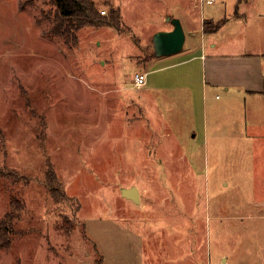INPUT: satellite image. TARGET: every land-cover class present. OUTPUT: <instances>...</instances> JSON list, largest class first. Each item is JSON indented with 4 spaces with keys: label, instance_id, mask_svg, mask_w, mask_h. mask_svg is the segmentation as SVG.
I'll use <instances>...</instances> for the list:
<instances>
[{
    "label": "rangeland",
    "instance_id": "obj_1",
    "mask_svg": "<svg viewBox=\"0 0 264 264\" xmlns=\"http://www.w3.org/2000/svg\"><path fill=\"white\" fill-rule=\"evenodd\" d=\"M89 1L66 39L50 0H0V264H264V99L248 98L221 142L203 141L201 112L195 138L181 114L147 127L132 113L133 74L152 72L166 14L188 9L199 31L201 15L236 14L235 0ZM240 9L247 23L232 25L262 31L235 48L264 71V0Z\"/></svg>",
    "mask_w": 264,
    "mask_h": 264
},
{
    "label": "crops",
    "instance_id": "obj_2",
    "mask_svg": "<svg viewBox=\"0 0 264 264\" xmlns=\"http://www.w3.org/2000/svg\"><path fill=\"white\" fill-rule=\"evenodd\" d=\"M193 1V8H196L197 5L201 8L204 5L201 0ZM250 1L241 0L237 4V0H235L234 12L236 14H225L222 17L201 15L200 32L197 27H194L193 15L188 12V9L187 11L183 10L181 17L177 15L191 39V42L186 46L188 38L185 34L181 53L185 51L186 57L173 59L155 55L144 64V66L151 65L152 72L147 74L145 70H138L146 73V82L142 87L137 88L139 93L136 100L132 99L133 107L136 106L132 112L135 113L133 119L151 127L156 122L164 121V117L166 123H172V120H166V117L172 114H181L182 122L191 128L190 131L193 132L191 137L195 138L197 134L196 121L201 112L204 142H221L222 137L231 136L230 132L236 129L237 120L245 119L246 100L250 98L253 102H258L257 99H264V71L261 55L246 52V43L241 51L235 48L237 36L243 37L246 42L248 41L247 36L251 35L253 31H262L260 28L244 26L236 28L232 25L234 19L242 20V25L247 23L248 13L240 8L241 5L249 4ZM166 16L171 19L176 15L166 14ZM166 19L163 20L166 21ZM205 20L215 23L222 20V23L217 29L205 31L203 28ZM166 23L162 27H157L156 32L172 29V23L167 21ZM196 30L199 32V47L193 46V38L197 35ZM163 57L173 56L164 55ZM190 64L193 66H189ZM179 65L182 67L181 70H176L175 67ZM160 71H166L165 75L149 77L152 73ZM198 71L201 73L200 91L203 104L200 110L197 109L195 101L197 85L194 79ZM146 95L157 101L156 107L147 108L151 102L145 103ZM128 98L131 97L128 96ZM161 99L165 104L163 109L159 106ZM222 131L225 133L222 134Z\"/></svg>",
    "mask_w": 264,
    "mask_h": 264
},
{
    "label": "trees",
    "instance_id": "obj_3",
    "mask_svg": "<svg viewBox=\"0 0 264 264\" xmlns=\"http://www.w3.org/2000/svg\"><path fill=\"white\" fill-rule=\"evenodd\" d=\"M34 1V0H30ZM88 0H50V3H52L56 8L57 16L56 21L58 22V27L64 26L63 19H66L68 27L71 29H62V32L60 30H55L56 33H59V35L65 36L66 39L70 38V32L73 31L72 38H75V31L79 30L81 26L86 24V19L88 18V15L86 14L89 12L92 14L93 10L95 11V6L93 1H89L90 6H87L86 2ZM241 2V0H237V4ZM86 4V6H85ZM71 6L74 7V9H79L80 16L78 14H74L69 9H71ZM85 11H87L85 13ZM74 14V16H73ZM66 17V18H64ZM90 18V17H89ZM222 23L221 21L218 22H212L211 20H205L203 22V28L205 31H212L214 29H217ZM54 174V173H52Z\"/></svg>",
    "mask_w": 264,
    "mask_h": 264
},
{
    "label": "water",
    "instance_id": "obj_4",
    "mask_svg": "<svg viewBox=\"0 0 264 264\" xmlns=\"http://www.w3.org/2000/svg\"><path fill=\"white\" fill-rule=\"evenodd\" d=\"M173 27L170 30H159L153 35V45L156 55H170L182 50L185 41V32L180 19L173 17L170 19ZM125 195L134 201L139 200V193L136 187L125 190Z\"/></svg>",
    "mask_w": 264,
    "mask_h": 264
},
{
    "label": "built area",
    "instance_id": "obj_5",
    "mask_svg": "<svg viewBox=\"0 0 264 264\" xmlns=\"http://www.w3.org/2000/svg\"><path fill=\"white\" fill-rule=\"evenodd\" d=\"M214 0H201V2H207V3H212ZM105 11H103L104 13ZM133 84L135 87L140 88L142 87L145 82H146V73L145 72H141V71H137L134 72L133 74Z\"/></svg>",
    "mask_w": 264,
    "mask_h": 264
}]
</instances>
